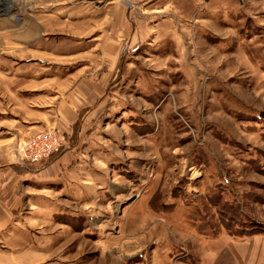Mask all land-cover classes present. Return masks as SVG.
Instances as JSON below:
<instances>
[{"label":"rangeland","instance_id":"rangeland-1","mask_svg":"<svg viewBox=\"0 0 264 264\" xmlns=\"http://www.w3.org/2000/svg\"><path fill=\"white\" fill-rule=\"evenodd\" d=\"M17 4L0 0V162L17 164L32 134L58 132L83 154L90 200L22 209L0 264H210L224 247H264V0L132 11L151 35L161 22V44L118 64L99 124L70 130L58 127L55 95L87 56L32 42Z\"/></svg>","mask_w":264,"mask_h":264},{"label":"crops","instance_id":"crops-1","mask_svg":"<svg viewBox=\"0 0 264 264\" xmlns=\"http://www.w3.org/2000/svg\"><path fill=\"white\" fill-rule=\"evenodd\" d=\"M132 2L136 5L134 9H129L128 4L125 6L119 0H32V7L26 0H18L17 10L23 16L22 30L25 19H30L33 32L38 31L32 42L45 46L47 42L63 40L74 49L67 55L87 56L82 61V70L68 77L72 81L68 84L63 80L67 85L65 91H56L55 97H59L55 103L58 127L70 130L76 123L86 128L99 124L107 109L109 90L118 64L129 62L128 59L142 48L161 44V22L155 24L156 33L151 35L146 32L144 23L133 21L130 15L132 11L139 17L152 12L153 17H159L167 0ZM54 24L66 31L48 32ZM82 156L77 148L66 147L62 154L40 166L2 160L0 238L14 235L16 215L24 208L39 210L41 216L43 209H48V214L65 213L74 201L80 207H88L90 196L86 178L90 170L83 166ZM259 236L263 235L247 237V241L252 242ZM0 259H3L1 252ZM210 264H264V247H224L220 258L213 259Z\"/></svg>","mask_w":264,"mask_h":264},{"label":"built area","instance_id":"built-area-1","mask_svg":"<svg viewBox=\"0 0 264 264\" xmlns=\"http://www.w3.org/2000/svg\"><path fill=\"white\" fill-rule=\"evenodd\" d=\"M65 138L54 131H42L32 134L17 148L16 163L18 165H34L47 163L64 151Z\"/></svg>","mask_w":264,"mask_h":264},{"label":"bare ground","instance_id":"bare-ground-1","mask_svg":"<svg viewBox=\"0 0 264 264\" xmlns=\"http://www.w3.org/2000/svg\"><path fill=\"white\" fill-rule=\"evenodd\" d=\"M12 3H13V1H12ZM10 9V8H9Z\"/></svg>","mask_w":264,"mask_h":264}]
</instances>
